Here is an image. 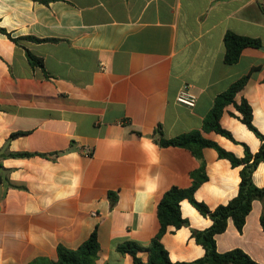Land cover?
<instances>
[{
    "label": "crops",
    "instance_id": "crops-1",
    "mask_svg": "<svg viewBox=\"0 0 264 264\" xmlns=\"http://www.w3.org/2000/svg\"><path fill=\"white\" fill-rule=\"evenodd\" d=\"M0 28L18 40L0 33V176L8 179L0 182V264L56 261L59 246L76 250L93 232L97 264H134L118 247L149 245L160 231L158 203L173 187L190 188L201 167L196 201L214 211L236 197L241 168L213 148L198 158L157 139L202 131L216 97L245 76L235 101L248 102L264 136V0H0ZM228 32L263 47L227 65ZM186 85L194 108L176 101ZM220 125L234 141L203 137L239 159L259 151L233 104ZM253 180L264 188V162ZM181 211L188 226L161 240L173 263L203 258L192 231L212 225L188 200ZM262 213L254 202L242 232L230 220L218 252L241 249L264 264Z\"/></svg>",
    "mask_w": 264,
    "mask_h": 264
},
{
    "label": "trees",
    "instance_id": "trees-1",
    "mask_svg": "<svg viewBox=\"0 0 264 264\" xmlns=\"http://www.w3.org/2000/svg\"><path fill=\"white\" fill-rule=\"evenodd\" d=\"M0 33L7 35L14 42L18 43V40L13 39L5 29L0 28ZM34 41L44 42L47 40L34 39ZM224 46L225 64L234 65L238 63L242 52L245 49H260L263 47V44L260 40L228 32L224 37ZM28 59L32 66H38L44 69L42 59L35 57L31 53H28ZM248 79L249 76L243 77L235 82L226 92L216 97L213 108L204 121L202 131H191L173 139H165L161 131H159V138L157 139V142L161 147L184 148L191 151L192 154L198 158L201 156V150L204 148L215 149L220 158L229 160L234 168H241V181L238 194L228 204L221 205L214 211H211L203 203L196 201L194 194L200 184L206 180L205 169L204 167H201L193 174L194 182L190 188L180 189L178 187H173L166 192L160 200L157 206V217L160 222V231L156 237L152 239L149 245L143 246L135 242H127L118 247V253L121 255H130L134 264H260L254 261L241 249H234L226 253H220L218 252L216 245V237L226 232L230 220L233 221L239 232L243 231L247 217L252 212L253 204L256 201L263 203V213L260 221L264 227V188L257 187L253 180L254 172L260 163L264 162V136L253 125V112L248 102L242 100L240 104H237L235 101L236 95L244 88ZM231 104L235 106L240 114V120L242 123H244V125H246V127L261 140L259 151L256 154H252L246 148L245 156L242 159L237 158L232 153H228L219 147L218 144L203 137V132H214L234 141L232 135L220 125V119L224 109ZM16 136H18V134L12 135V138ZM6 156L10 158H19L29 157L31 155L27 153H12ZM7 180V178H2L0 176V182H5ZM184 200H188L201 215L209 217L212 221V225L204 231H192V237L205 250L203 258L193 262L173 263L161 240L162 237L168 233L170 228L179 230L188 226V221L183 218L181 211V203ZM99 251L100 245L98 242V235L96 232H93L89 239L76 250L59 246L57 249L56 261H51L46 258H38L30 264H97ZM141 252L148 254L147 262H144L138 256Z\"/></svg>",
    "mask_w": 264,
    "mask_h": 264
},
{
    "label": "built area",
    "instance_id": "built-area-1",
    "mask_svg": "<svg viewBox=\"0 0 264 264\" xmlns=\"http://www.w3.org/2000/svg\"><path fill=\"white\" fill-rule=\"evenodd\" d=\"M176 101L178 104L186 106L188 108H194L197 103V96L193 93L191 86L186 85L179 91ZM87 157L92 155L91 151L87 148L83 150Z\"/></svg>",
    "mask_w": 264,
    "mask_h": 264
}]
</instances>
